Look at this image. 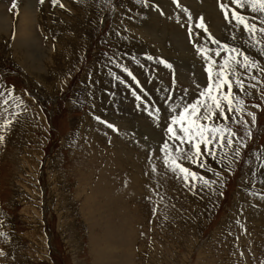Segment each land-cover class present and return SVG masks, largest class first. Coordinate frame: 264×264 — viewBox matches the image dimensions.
<instances>
[{
	"label": "rangeland",
	"instance_id": "1",
	"mask_svg": "<svg viewBox=\"0 0 264 264\" xmlns=\"http://www.w3.org/2000/svg\"><path fill=\"white\" fill-rule=\"evenodd\" d=\"M30 1L36 22L31 32L33 45L42 56L51 49L64 63L47 68L44 59H40L42 77L29 73L30 69L23 67L12 54L13 39L18 36L19 5L23 4L15 0L13 9L12 0H0V21L7 19L0 28V136L4 137L0 141V264H264V220L256 219L264 213L261 198L264 197V170L258 162L264 150V107H254L264 106V72L261 71L264 65L254 62L252 66L249 58V66L243 67V55L229 51L235 48L243 53V47H237L235 42L222 41L216 52L213 51L215 43L209 46L196 43L194 38L209 41L210 31L204 22L206 13H198L191 21L188 8L190 14L184 16L166 12V5L180 11L184 0H178L182 7L173 0H132L130 6L131 0H59L65 7L66 2H71L73 8H61L57 4L50 13L45 7L39 9L40 0ZM223 1L207 0L216 10H221ZM137 2L139 5L142 2L141 11ZM130 8L135 9L131 13L138 20L133 18L134 23L149 18L155 27L167 26L173 37L176 31L178 35L179 31L188 35L187 39L178 36L173 40L178 47L186 45L189 52L179 54L174 47L170 57L167 54L159 59L165 62L160 64L137 45L136 50L122 48L123 56L119 58L113 35L121 27L125 32L128 27L125 18ZM220 16L225 19L223 12ZM201 22L208 33L197 27ZM263 24L264 19L254 32L249 31L260 44H264V33L260 31ZM192 26L207 38H197V35L193 38ZM154 31L162 36L161 31L151 32ZM231 38L243 42V37ZM59 48L61 52H57ZM198 48L207 51L198 52ZM224 50L228 59L235 56L241 60L240 64L230 61L225 72L232 86L233 76L242 74L244 87L231 98L233 111L226 112L235 119H228L222 127L235 133L230 137L232 143H227L229 135L225 131L227 138L221 148L217 152L211 148L213 155L204 152L200 157L206 163L202 169L198 164L172 155L170 149L183 144L171 138L165 127L170 117L187 104L202 100L200 107L205 109L212 104L207 97L197 98L208 84L203 90L194 82L200 77L209 83L206 57H213V79L217 78L216 63L223 58L221 51ZM178 57L179 68H176L171 61ZM33 59L31 63L36 66ZM112 63H117L119 74H109L104 87L98 86V74L109 64L114 66ZM134 66L135 80L128 75V72L133 74ZM147 71L155 73V80L147 78ZM179 71L187 80L178 78ZM159 80L155 88L151 86ZM157 88L163 90L159 92ZM226 88L224 85L219 92L226 93ZM214 89L216 95L218 90ZM156 92L161 94L162 102L157 100ZM146 100L152 104L158 102L154 109L160 120L156 123L148 111L141 114L143 109L137 107L139 101L144 104ZM221 104L227 109L225 101L221 100ZM237 108L242 111H236ZM249 112L255 113V123L251 122ZM215 118L218 117L212 119ZM242 120L247 123H241ZM7 121L10 123L6 124ZM101 121L113 124L117 130ZM129 123L130 126H125ZM159 123L161 129L157 127ZM95 125H98L96 130L92 127ZM89 129H94L95 134ZM165 142L172 157L209 183L193 181L191 177L185 181L170 164L165 167L164 161L161 163L165 153L160 150ZM138 148L155 158L139 156ZM255 175L261 179L256 180ZM243 192H249L248 197Z\"/></svg>",
	"mask_w": 264,
	"mask_h": 264
},
{
	"label": "bare ground",
	"instance_id": "2",
	"mask_svg": "<svg viewBox=\"0 0 264 264\" xmlns=\"http://www.w3.org/2000/svg\"><path fill=\"white\" fill-rule=\"evenodd\" d=\"M33 1V0H32ZM142 1H145V0H142ZM146 1H154V0H146ZM199 1V3H201V5L200 6H197V0H184L183 1V3H182V5H183V7L184 8H188L189 9V12L191 13H187V12H184L182 9L180 10V11H178V10H175L171 5H166V12L168 11V13L169 14H176V12L178 13V14H180L181 13V15L182 16H184V15H186V14H190V17H191V21L193 20V18L195 17V16H197V14L198 13H202V12H204V13H206L205 15V19L204 20H206V21H204V22H207L206 24H207V28H209L208 30L210 31L209 32V34L212 36V37H214L216 40H218L220 43L219 44H216L215 45V47H213L214 48V52H216V50H217V48H218V46H220L221 45V42L222 41H224V42H227V43H231V42H235L236 43V46L237 47H243L242 48V52H243V54L244 55H247L252 61H253V64H254V62L258 65V63L260 64V65H264V54H262V53H264V44L263 43H259V41L257 40V39H255L254 37H251V34L249 33V31H247V30H245L244 29V27H243V25H241V24H239L238 22H236V20L235 19H228V20H226V19H224V20H222L221 19V16H220V13L221 12H223L222 10H216V9H214V8H212V5H210V3H208L207 2V0H198ZM20 2L23 4V5H19V6H17V7H19V10L21 11V13H20V19H18V25H16V26H18L17 27V34H18V36H16L14 39H13V41L15 42H13L12 43V45H13V47H12V54H14L17 58H18V60H19V62L22 64V66L23 67H28L29 69H30V72L29 71H27V72H29V73H35L36 75H38V76H41L42 77V75H41V72H39V70H41L42 68H41V66L39 65V63H40V59L42 60V59H44V63H46L47 65H46V67L47 68H49V67H54L55 65H58V64H60V63H64L63 62V60L61 59V58H57L56 57V53H51V49H48L47 51H45L46 52V54L48 55V58L46 57L47 55H45V56H42V54L39 52V50H38V48L37 47H35L33 44V42H34V40H33V38H32V25H34V18L32 17L33 16V12H32V10H33V8H31V5H32V3H31V1L30 0H20ZM62 2V1H61ZM69 2V1H68ZM68 2H66V7L65 8H69V9H72L73 8V6L70 4V3H68ZM134 2H136V0L134 1ZM215 2H217V1H215ZM64 3H65V1H64ZM73 3V2H72ZM133 3V1L131 0L130 1V3H128L129 4V6L131 5ZM138 3V7L140 8H138L140 11L142 10L141 9V3H140V5H139V2H137ZM136 3V4H137ZM41 4V3H40ZM39 4V2H38V6H39V9H40V7L42 8V7H45L46 8V10H48V13H50L51 12V9H52V7H53V4H52V0H44V2L40 5ZM164 4H167V3H164ZM223 4H225V5H229V7H228V9H227V11L229 12V13H231L232 11V9L234 8L236 11H238L239 12V14L240 15H242L243 17H244V19L246 20V22L249 24V25H251V24H255L257 27H258V25L260 24V21L262 20V19H264L263 17H264V12H260V11H253L252 10V8L250 7V6H245L243 9L242 8H237L236 7V5H231L230 4V0H224L223 1ZM128 6V7H129ZM136 6V7H137ZM213 6H217V5H213ZM71 7V8H70ZM211 8V9H210ZM58 9V8H57ZM212 9H214V11H213V14H212ZM54 10V9H53ZM53 10H52V12H53ZM130 11L128 12V14H127V17L125 18V22L127 23V25H128V27H126V30H125V32H122L123 31V28L121 27V29H119L118 27H116V28H118L117 29V31L116 32H114V35H113V40H114V43H115V45H116V48H117V56L120 58V57H122L123 56V54H121V49L123 48L125 51H129V49H137L138 47L142 50H145V53H149V55L151 54V56L152 57H155V60H157V62L158 63H160L161 64V62L159 61V59L160 58H162V59H164L165 57H166V55L168 54V56L170 55L171 56V53L172 52H174V47H176L177 49H178V51H179V54L180 53H182V52H184V51H186V52H189V49H187V46L186 45H180L179 47L176 45V43L174 42V37H181L182 39L183 38H185V39H187L188 38V35H182V32H180L179 31V35H178V31H176L173 35H174V37L170 34L171 32L169 31V29H168V27L167 26H161L160 24V26L158 25V26H154L153 25V23H152V20L151 19H149V18H146L147 20L145 21V22H143V21H139V22H137V23H134V19L133 18H135L136 20H137V18L135 17V16H132V13H131V11L133 12V10H135L134 8H130L129 9ZM144 10V9H143ZM163 10H165V8L163 7L162 8V11ZM75 11V10H74ZM146 11V10H145ZM241 11H243V12H245V13H243V12H241ZM40 12V11H39ZM56 12H57V10H56ZM59 12V11H58ZM70 12H72V11H70ZM138 12V11H137ZM143 12V11H142ZM60 13V12H59ZM77 13H79V12H77ZM76 13V14H77ZM139 13V12H138ZM144 13V12H143ZM247 13V14H246ZM39 14V13H38ZM40 14H41V12H40ZM44 14V13H43ZM75 14V15H76ZM134 14V13H133ZM59 15V14H58ZM124 15V14H123ZM143 15V14H142ZM202 15V14H201ZM46 16V15H45ZM49 16V15H48ZM60 16V15H59ZM81 16H82V14H81ZM147 16V15H146ZM189 16V15H188ZM41 17V16H40ZM72 17H74V14L72 15ZM198 17V16H197ZM224 18V17H223ZM5 19V18H4ZM4 19L3 20H1L0 21V28L2 29L3 27H4V25H5V23H7L6 21H4ZM34 19V20H33ZM43 19V18H42ZM58 19V18H57ZM78 19L80 20V18L78 17ZM183 19V18H182ZM5 20H7V19H5ZM74 20H75V18H74ZM74 20H72V21H74ZM78 20V21H79ZM60 21V20H59ZM76 21V20H75ZM81 21V20H80ZM79 21V22H80ZM138 21V20H137ZM148 21V23H146ZM78 22V23H79ZM36 23V22H35ZM68 23H70L71 24V22H68ZM73 23H75V22H73ZM81 23V22H80ZM76 24H77V22H76ZM264 25V24H263ZM195 30L193 31V33H192V35H193V38H194V36L195 35H197L196 37L197 38H199V37H206L207 38V36H205V33H203L202 31H197L196 30V26H192ZM198 29V28H197ZM152 30H158V31H161V34H162V36L160 37V34H157L155 31L154 32H151ZM3 32V31H2ZM7 32V31H6ZM4 33V32H3ZM196 33H198V34H196ZM208 33V32H207ZM5 34V36H6V33H4ZM8 34V33H7ZM191 35V36H192ZM256 35V34H255ZM233 36H235L236 37V39H241V37H243V42H241V43H239V42H237L236 40H234V39H232L231 37H233ZM259 36H261L260 34H259ZM1 37V36H0ZM7 37H9V36H7ZM62 37V36H61ZM201 38V39H202ZM4 39V38H3ZM205 39V38H204ZM8 41H9V39H8ZM194 41H197L196 43H198L199 45H203V46H205V45H207V46H209V44H213V42H212V40H210L209 39V41H207L206 40V42L204 41L203 42V40L202 41H199V40H195V38H194ZM194 41H193V43H194ZM191 42H192V40H191ZM223 43V42H222ZM137 45H139L138 47H136ZM149 45H151V46H149ZM223 45V44H222ZM228 45V44H227ZM222 47V46H221ZM232 47V46H231ZM50 48V47H49ZM191 48V47H190ZM195 48V47H194ZM193 48V49H194ZM204 48H206V47H204ZM208 48V47H207ZM56 50V49H55ZM141 50H139V51H141ZM191 50H192V48H191ZM190 50V51H191ZM197 50V49H196ZM61 52L62 51V48H59L58 50H57V52ZM212 51V52H213ZM137 52V51H136ZM142 52V51H141ZM140 52V53H141ZM222 52V54H221V56L223 57V58H219V60H218V62H225L227 59H228V53L224 50V51H221ZM129 55V54H128ZM147 55V54H146ZM176 55V54H175ZM193 55V54H192ZM145 56V55H144ZM169 56V57H170ZM221 56H219V57H221ZM32 57H34V59H35V61L37 62V65L36 66H34V65H32V63H31V61H32ZM44 57V58H43ZM173 57V56H172ZM172 57H171V59H172ZM179 57H183V56H179ZM178 57V58H179ZM190 57V56H189ZM215 57V56H214ZM178 58H175V59H177L176 61H171L174 65H176V68H179V60H180V58L178 59ZM218 58V57H217ZM217 58H216V60H217ZM241 58V57H240ZM33 59V60H34ZM62 60V61H59V60ZM148 59V58H147ZM182 59V58H181ZM191 60V59H190ZM193 60V59H192ZM211 61L213 60V57L210 59ZM150 61H152L151 59H150ZM215 61V60H214ZM241 61V60H240ZM153 62V61H152ZM157 62L156 63H152V65L153 64H157ZM177 62H178V64H177ZM204 62V61H203ZM203 62H201V63H203ZM213 62V61H212ZM217 62V61H216ZM216 63V65H218L217 67H216V69L217 70H219L220 69V67H221V65H223V63L222 64H220V63ZM185 63H186V61H185ZM199 63V62H198ZM206 63H209V60L207 59V61H206ZM243 63V62H242ZM113 64V63H112ZM117 64V63H116ZM116 64L114 65V66H111V64H109L108 66H107V68H104V70H101V72L98 74V76H99V78H98V86H100V85H102L103 86V84L104 83H106V78L107 77H110V75L109 74H111L112 76H114V75H116V74H119V71L117 70V66H116ZM139 64V63H138ZM150 64V63H149ZM205 64V63H204ZM213 64H215L214 62H213ZM232 64V63H231ZM252 64V63H251ZM62 65V64H61ZM193 65V64H192ZM209 65V64H208ZM43 66V65H42ZM194 66V65H193ZM154 67H157V66H154ZM189 67V66H188ZM200 67H203V66H201V64H200ZM209 67V66H208ZM241 67V66H240ZM239 67V68H240ZM45 68V67H44ZM133 68V74L132 75H135V76H137V74H134V72L135 71H137V70H135V66L134 67H132ZM159 68V67H158ZM207 68V67H206ZM243 68V67H242ZM32 69V70H31ZM160 69V68H159ZM189 69V68H188ZM188 69H187V71H188ZM215 69V70H216ZM246 69V68H245ZM249 69V68H248ZM247 69V70H248ZM28 70V69H27ZM151 70V69H150ZM161 70V69H160ZM216 70V71H217ZM235 70V69H234ZM240 70V69H239ZM243 70V69H242ZM250 70V69H249ZM111 71H113L112 73H110ZM182 71H184V70H182ZM200 71V70H199ZM202 71V70H201ZM200 71V72H201ZM197 72V71H196ZM233 72V71H232ZM255 73H256V71H254ZM138 73V72H137ZM165 73V72H164ZM163 73V74H164ZM189 73V72H188ZM246 73V72H245ZM257 73H258V71H257ZM121 74V73H120ZM196 74V73H195ZM194 74V75H195ZM233 74H235V73H233ZM247 74V73H246ZM146 76H148L147 78H150V79H152V80H155V79H153V78H156L154 75H155V73H154V75L152 74V71H147V73L145 74ZM177 75H178V78H181L182 80L183 79H186V76L184 75V74H182L180 71L179 72H177ZM190 75H192V73L190 74ZM197 75H199L198 73H197ZM249 75V74H248ZM259 75V74H258ZM198 77V76H197ZM205 77V76H204ZM215 77H217V76H215ZM139 78V77H138ZM125 79V78H124ZM191 79V78H190ZM193 79V78H192ZM148 80V79H147ZM187 80V79H186ZM233 80H235L234 81V83H233V86H232V96H231V98H234V97H236V95H237V93H239V91L241 90V87H239L238 85H237V80H242V74H239V75H234L233 76ZM258 80V79H257ZM110 81V80H109ZM115 81V80H114ZM151 81V80H150ZM184 81V80H183ZM192 81V80H191ZM196 82H194V85H199V88H204V87H206V84H208L203 78H200V77H198V78H196V80H195ZM215 81H216V78L215 79H213V81H212V88L214 89L216 86H215ZM245 81H246V79H245ZM123 82V81H122ZM129 82V81H128ZM186 82V81H185ZM108 83V82H107ZM139 83V82H138ZM156 83H158V84H160V80L159 81H155V83H151V86L152 85H154V84H156ZM187 83V82H186ZM248 83V82H247ZM114 84V83H113ZM191 84H193V83H191ZM106 85V84H105ZM110 85H112V84H110ZM140 85H142V81L140 82ZM139 85V86H140ZM150 85V84H149ZM136 86V85H135ZM144 86V85H143ZM188 86V85H187ZM193 86V85H192ZM104 87V86H103ZM160 87H162V86H160ZM244 87V86H243ZM122 88V87H121ZM141 88V87H140ZM154 88H155V85H154ZM193 88V87H192ZM207 88V87H206ZM158 89V88H157ZM198 89V88H197ZM227 89V88H226ZM245 89V88H244ZM256 89V88H255ZM255 89H253V92H256L255 91ZM104 90V89H103ZM106 90V89H105ZM108 90V89H107ZM106 90V91H107ZM117 90V89H116ZM155 90V89H154ZM159 90V92L161 91V90H163V89H158ZM204 90V89H203ZM215 90V89H214ZM251 90V89H250ZM118 91V90H117ZM199 91V90H198ZM202 92H204V91H201V93ZM252 92V93H253ZM115 93H116V91H115ZM157 93V92H156ZM200 93V94H201ZM221 93H225V91H221V92H219L218 91V93L216 92V95H219V94H221ZM252 93H250V94H252ZM158 94V93H157ZM118 95H119V93H118ZM161 95V94H160ZM159 94L158 95H156V97H157V100L158 101H161L162 102V98H160L161 96H160ZM240 96V95H239ZM206 98V96H202V95H200V96H198L197 98H199V99H201V98ZM118 98V97H117ZM143 98H145V97H143ZM193 98V97H192ZM107 99V98H106ZM119 99H121V98H119ZM195 99H196V97H195ZM149 100H151V99H149ZM149 100H146V102L143 104V103H141L140 101L138 102V108H142L143 109V111H142V113L141 114H144L145 113V111H148L149 112V114L151 113V115H150V117L151 118H153L154 119V121H155V123H156V120L157 119H159V117H158V112L156 111V109H154V108H156V104L158 103H156V104H152ZM202 101V100H201ZM144 102V101H143ZM152 102H154V101H152ZM171 103V102H170ZM184 103V102H183ZM190 103V102H189ZM162 104V103H161ZM180 104V103H179ZM186 105V104H185ZM158 107H159V105H158ZM171 107V106H170ZM182 107V106H181ZM173 108V107H172ZM171 108V109H172ZM170 109V110H171ZM179 110V109H178ZM204 110H205V108H201L200 107V115H203V112H204ZM175 111V110H174ZM174 111H172V112H174ZM176 111H177V109H176ZM147 112V113H148ZM169 112V111H168ZM179 112V111H178ZM107 113V112H106ZM229 113V112H228ZM108 114V113H107ZM131 114H133V113H131ZM178 115V114H177ZM148 117V116H147ZM161 117V116H160ZM149 118V117H148ZM160 120V119H159ZM136 121V120H135ZM228 121V119H223V118H220V117H218V118H215V119H212V120H210V119H208V120H205L204 122H202V123H204L205 125H207V126H209V127H212V126H219V127H223V125H224V123L225 122H227ZM121 122V121H120ZM130 122V121H129ZM131 122H134L133 120L131 121ZM146 122V121H145ZM98 124V123H97ZM126 124H128V123H126ZM122 126H124V124L122 123L121 124ZM131 125V123H129V125H125V126H130ZM138 125V124H137ZM137 125H135V126H137ZM139 125H140V123H139ZM154 125V124H153ZM166 125V124H165ZM133 126V125H132ZM131 126V127H132ZM142 126V125H141ZM156 126V125H155ZM93 128H97L98 129V125H95V126H92ZM138 127V126H137ZM157 127L159 128V129H161L162 128V126H161V124L159 123L158 125H157ZM87 128V127H86ZM96 128H95V130H96ZM123 128V127H122ZM136 128V127H135ZM154 128V127H153ZM157 128V129H158ZM166 128V127H165ZM90 130V129H89ZM93 130L94 129H91L90 130V132L91 133H94L93 132ZM138 130H140V129H138ZM153 130V129H152ZM163 130V129H162ZM141 131V130H140ZM139 131V132H140ZM146 131V130H145ZM148 131V130H147ZM176 131L177 132H179V129L178 128H176ZM137 132V131H136ZM152 132V131H151ZM95 134V133H94ZM145 135V134H144ZM148 135V134H147ZM149 135H150V133H149ZM148 135V136H149ZM151 136V135H150ZM149 136V137H150ZM156 136V135H155ZM224 136H225V139L224 140H226V138H227V136H226V132H224ZM94 137V136H93ZM150 140V139H149ZM156 140V139H155ZM155 143V142H154ZM222 143H223V141L222 142H216V141H214L211 145H209V147L210 148H212V149H214V151L216 150V152L221 148V146H222ZM138 144V143H137ZM185 144L187 145V146H185L184 144L183 145H178L177 147H175V148H171L170 150H171V152H172V155L173 156H178V157H182L181 156V153H179V152H177L176 151V149L177 148H180V149H183L184 150V152H188L189 151V145L185 142ZM113 145H114V143H113ZM164 145V144H163ZM173 146V145H172ZM114 147H116V146H114ZM118 147V146H117ZM134 147V146H133ZM203 147V146H202ZM124 148V147H123ZM118 149H119V147H118ZM121 149V148H120ZM132 149V148H131ZM139 149L140 148H138V151H139ZM142 149V148H141ZM140 149V150H141ZM225 150V149H224ZM227 150H229V149H227ZM133 151V150H132ZM213 151V150H212ZM222 151V150H221ZM230 151H231V149H230ZM119 152V151H118ZM127 152V151H126ZM223 152V151H222ZM262 153H261V155H260V157L258 158V162H259V165H260V167L264 170V150H262L261 151ZM176 153H178V154H180V155H177ZM215 153V152H214ZM221 153V152H220ZM219 153V154H220ZM224 153V152H223ZM143 154H145L146 156L147 155H149V154H146L145 153V151L144 150H141V152L139 153V156L140 155H143ZM218 153H216V155H217ZM230 154V153H229ZM116 156V155H115ZM210 156V155H209ZM124 157V156H123ZM148 158H149V160H151V159H154L155 158V156H153V155H149V156H147ZM137 158V157H136ZM138 158H140V157H138ZM156 158H158V157H156ZM231 158V157H230ZM211 159V158H210ZM133 160H135V159H133ZM140 160H142V159H140ZM182 160V159H181ZM185 160V159H184ZM213 160H215V159H213ZM262 160V161H261ZM127 161V160H126ZM130 161V160H129ZM137 161V160H136ZM143 161V160H142ZM163 161L164 160H162L161 161V163L162 164H164L163 163ZM180 161V160H179ZM203 161V160H202ZM153 162V161H152ZM157 162V161H156ZM204 162V161H203ZM139 163H140V161H139ZM188 163H190V162H188ZM131 164V163H130ZM147 164V163H146ZM181 164H182V162H181ZM193 164V163H192ZM191 164V165H192ZM198 164V163H197ZM208 164V163H207ZM159 165V164H158ZM205 165H206V163H205ZM89 166V165H88ZM143 166V165H142ZM153 166V165H152ZM164 166V165H163ZM171 166V165H170ZM165 167H166V165H165ZM206 167V166H205ZM211 167V166H210ZM133 168V167H132ZM168 168V167H167ZM172 168V167H171ZM192 168V167H191ZM197 168V167H196ZM215 168V167H214ZM160 169H164V168H160ZM169 169V168H168ZM203 169V168H202ZM207 169V168H206ZM142 170V169H141ZM146 170V169H145ZM158 170V169H157ZM166 170V169H165ZM171 170V169H170ZM196 170H198V169H196ZM134 171V170H133ZM147 171V170H146ZM164 171V170H163ZM254 171V170H253ZM253 171H252V173H253ZM123 172V171H122ZM144 172V171H143ZM142 172V173H143ZM149 172H151V171H149ZM156 172V171H155ZM159 172V171H158ZM132 173V172H131ZM137 173V172H136ZM145 173H147V172H145ZM250 173V172H249ZM148 174V173H147ZM156 174V173H155ZM135 175H137V174H135ZM134 175V176H135ZM159 176V175H158ZM151 177V176H150ZM156 177H154V179H155ZM160 178V177H159ZM253 178H255L256 180L257 179H261V178H259V176H257L256 177V175L253 177ZM252 178V179H253ZM156 181V180H155ZM260 181V180H259ZM256 182V181H255ZM264 182V181H263ZM117 183H118V181H117ZM127 183V182H126ZM156 182H154V184H155ZM259 183V182H258ZM257 183V184H258ZM125 185V184H124ZM164 185V184H163ZM259 185V184H258ZM117 186V185H116ZM131 186V185H130ZM263 186V185H262ZM113 187H115V186H113ZM170 187V186H169ZM118 188V187H117ZM125 188V187H124ZM261 188V187H260ZM264 188V187H263ZM128 189V188H127ZM130 190V189H129ZM86 191V190H85ZM89 191V190H88ZM116 192V191H115ZM133 193V192H132ZM154 193V192H153ZM249 192H247V193H241L243 196L244 195H246V196H244L245 198L246 197H248V194ZM85 194V193H84ZM87 194V193H86ZM115 194V193H114ZM122 195H124V194H122ZM151 195V194H150ZM155 195V194H154ZM111 196V195H110ZM255 197V196H254ZM257 197V196H256ZM96 198V197H95ZM109 198V197H108ZM94 200H96V199H94ZM106 201V200H105ZM124 201L125 200H123V203H124ZM128 201V200H127ZM96 202V201H95ZM131 203V202H130ZM246 203V202H245ZM249 203V202H248ZM95 204V203H94ZM94 204H92V205H94ZM155 204V203H154ZM127 205V204H126ZM106 206V205H105ZM120 206V205H119ZM129 206V205H128ZM262 206V205H261ZM158 207V206H157ZM237 206H235V208H236ZM240 208V207H239ZM194 209V208H193ZM256 210V209H255ZM153 211V210H152ZM239 211V210H238ZM252 211V210H251ZM254 212V211H253ZM123 213V212H122ZM121 213V214H122ZM132 213V212H131ZM154 213V212H153ZM157 213V212H156ZM194 213V212H193ZM245 213H246V211H245ZM257 213H259V212H257ZM163 214H165V213H163ZM247 214V213H246ZM245 214V215H246ZM166 215V214H165ZM164 215V216H165ZM257 215V214H256ZM89 216V215H88ZM124 216V215H123ZM153 216V215H152ZM189 216V215H188ZM151 217V216H150ZM167 217V216H166ZM174 217V216H173ZM254 217V216H253ZM170 218V217H169ZM188 218V217H187ZM262 218H263V220H264V213H262V214H259V216L256 218L258 221H262ZM128 219V218H127ZM123 220V219H122ZM166 220H168V219H166ZM229 220V219H228ZM231 220V219H230ZM250 221H251V219H249ZM191 221H192V219H191ZM157 222V221H156ZM160 222V221H159ZM181 222V221H180ZM161 223V222H160ZM172 223V222H171ZM174 223H176V222H174ZM183 223V222H182ZM181 223V224H182ZM237 223V222H236ZM162 224H165V223H162ZM177 225H178V223H176ZM181 224H179V226L181 225ZM235 224V223H234ZM190 226H191V223H190ZM182 227V226H181ZM239 227V226H238ZM165 228H166V226H165ZM176 228V227H175ZM178 228H180V227H178ZM248 228V227H247ZM235 230H236V228H234ZM242 230V229H241ZM175 231V230H174ZM166 232V231H165ZM170 232H171V230H170ZM177 234V233H176ZM224 234V233H223ZM126 243V242H125ZM105 253V252H104ZM128 253V252H127ZM124 255V254H123ZM151 257V256H150ZM129 261V260H128ZM128 264V263H127Z\"/></svg>",
	"mask_w": 264,
	"mask_h": 264
},
{
	"label": "snow or ice",
	"instance_id": "3",
	"mask_svg": "<svg viewBox=\"0 0 264 264\" xmlns=\"http://www.w3.org/2000/svg\"><path fill=\"white\" fill-rule=\"evenodd\" d=\"M44 0H40V3L42 4ZM173 3L177 4L178 7H182L179 5L178 0H173ZM53 5L59 4V7L63 8L64 5L62 3H59V0H52ZM231 5H236L237 8H244L246 5L250 6L252 10L264 12V0H230ZM16 7L15 0H12V8L14 9ZM229 5H225L223 3L220 4V8L224 13V18L226 20L228 19H235L239 24L243 25L244 29L250 32H254L256 30V25L251 24L249 25L244 17L239 14L238 11L233 10L231 13L227 11ZM184 12H187L188 10L186 8H182ZM161 14H163L161 12ZM191 19V17H189ZM201 21L203 18H200ZM197 27L204 28V31L207 32V28L205 25L201 22L197 25ZM260 31L264 33V28H261ZM210 40H212L213 43L219 44L220 42L216 40L214 37L209 35L208 37ZM226 47V46H225ZM198 52H206V49L198 48ZM230 52L237 53V56L243 55V67L249 66V57L247 55H244L243 53H240L235 48H230ZM217 55L220 53L217 52ZM264 54V53H262ZM151 59V57H149ZM206 59L209 60V67L206 68V72L208 73V86L204 92L201 93L202 96H206L208 99L212 101V104L208 105V107L204 110L203 115H200V104L202 101L197 100L193 103L187 104L182 111L178 112V115H174L170 117V123L167 124L166 132L170 134L171 138H174L178 140L181 144H184L187 142L189 145V151L184 152L183 149L177 148L176 151L181 153V156L183 159L190 161L193 164H197L198 166L203 168L206 165L200 161V157L203 155L204 152H207L209 155H213V152L211 148H209V145H211L214 141L216 142H222L225 139L224 132L227 131L229 135V139L227 141L228 144L232 143L231 136L235 135L234 132L231 130H224L219 126H212L209 127L202 123V120H208L212 119L214 116L223 118V119H235L234 117H228L226 115V112H232V84L229 77L226 75L225 69L228 67V64L230 61H235L236 64H240V61L235 56H230L228 60L224 62V64L220 67L219 72L217 73V78L215 81L216 89L219 91L224 85H227V92L221 93L219 95L213 94L212 91V81H213V72L211 68V64L213 63L210 58L206 57ZM161 63H165L164 61H161ZM252 66H255L253 64ZM168 67H171V65H168ZM125 71H128L125 69ZM261 71L264 72V68H261ZM129 76H132L131 72H128ZM132 79L135 80V76H132ZM255 79V77H253ZM237 85L241 88H243V82L240 80H237ZM199 87V85H197ZM133 95L135 96L136 93L134 92ZM264 95V93H262ZM136 99L139 100L140 97L136 96ZM221 100L225 101L228 105L227 109H225L222 104ZM239 104H243V101H238ZM214 106V109H213ZM254 107L260 108L264 107L262 105H254ZM236 111H242L241 108H237ZM151 115V113H150ZM248 116L251 117V122L255 123L256 121V115L254 112H249ZM96 119L99 120V117H96ZM7 123H10V121H7ZM101 123H106L107 127L113 129L116 131L117 129L115 126L111 123H107L106 121H101ZM241 123H247L246 121H241ZM179 127V132L176 131V128ZM250 135V133H247ZM4 137L0 136V141H3ZM203 146V150H202ZM168 144L167 142L164 143V145L161 147V151L165 153L164 156V163L165 165H171L172 170L176 171L178 170L179 173L183 175V178L185 181H188L189 177L193 181L199 179L203 180L205 184H208L209 182L204 180L202 176H198V174L194 171H191L190 168L183 166L181 163H179L178 159L175 157H172L170 153L168 152ZM237 151H239L237 149ZM211 171V169H209ZM153 171L155 172L156 169L153 167ZM219 175V173H217ZM194 187V185H193ZM222 194V193H221ZM264 199V197H261ZM153 212H155V209H153ZM2 254V253H0Z\"/></svg>",
	"mask_w": 264,
	"mask_h": 264
}]
</instances>
